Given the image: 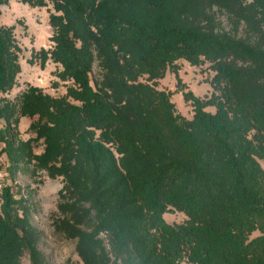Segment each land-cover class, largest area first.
Masks as SVG:
<instances>
[{
	"label": "trees",
	"instance_id": "obj_1",
	"mask_svg": "<svg viewBox=\"0 0 264 264\" xmlns=\"http://www.w3.org/2000/svg\"><path fill=\"white\" fill-rule=\"evenodd\" d=\"M19 1L53 6L54 46L30 63L53 62L72 84L61 98L30 86L9 101L21 50L14 28L1 26L0 143L13 169L33 163L63 179L55 225L76 240L82 264H264V0ZM216 9L233 33L218 29ZM181 59L209 63L219 92H184L190 121L156 88L167 71L178 78ZM19 117L32 120L26 142L12 129ZM0 201V264H21L25 251L48 264L24 200L5 186ZM173 210L188 220L166 224Z\"/></svg>",
	"mask_w": 264,
	"mask_h": 264
},
{
	"label": "rangeland",
	"instance_id": "obj_2",
	"mask_svg": "<svg viewBox=\"0 0 264 264\" xmlns=\"http://www.w3.org/2000/svg\"><path fill=\"white\" fill-rule=\"evenodd\" d=\"M251 1L247 0V3ZM1 11L0 27L14 28V36L21 50L19 53L21 72L16 78L15 86L5 97L18 104L21 94L30 86L41 88L44 93L55 98L65 96L67 87L72 83L59 79L58 74L61 70L59 65L48 62L47 66L41 69L39 61L35 60L33 64L30 63L33 54L41 49H52L54 46L51 41L53 29L49 23V16L54 12L53 6L32 7L19 0H10L7 5L1 7ZM215 13L218 29L233 33L235 25L230 22L228 14L218 9ZM244 30V25L239 24V37H245ZM177 65L179 67L178 78L175 73L167 71L165 77L157 81L156 88L172 93L171 101L175 104L176 114L190 121L193 119L194 112L191 103L185 102L184 92H191L202 100L210 99L213 94L218 95L219 92L215 91L211 85L215 72L210 69L209 63L192 66L188 61L181 59ZM102 75L98 62H96L92 71L93 83H99ZM140 80L143 83L147 82L146 77ZM215 110L214 107L207 108V111L213 113ZM31 123V119L19 117L18 125L15 127L13 124L12 129L16 130L19 141L26 142L35 137V134L29 130ZM5 127V121L0 120V130ZM4 147L5 145L0 143V172L4 175L5 186H10L15 198L24 200V205L30 211L31 224L38 231V249L44 254L48 264H82L77 254L76 240L67 238L56 229L55 225V221L61 217L58 205L63 179L61 177L51 179L45 171L36 170L33 163L20 162L16 169H13L7 154L3 151ZM43 149L42 142L33 144L35 154L42 153ZM260 163L264 168V161ZM163 220L166 224L176 226L185 223L188 217L183 212L173 210L165 213ZM260 235V232L256 231L251 239ZM21 264H31L28 251L24 252ZM180 264L190 263L184 259Z\"/></svg>",
	"mask_w": 264,
	"mask_h": 264
},
{
	"label": "built area",
	"instance_id": "obj_3",
	"mask_svg": "<svg viewBox=\"0 0 264 264\" xmlns=\"http://www.w3.org/2000/svg\"><path fill=\"white\" fill-rule=\"evenodd\" d=\"M4 187H5L4 175L0 172V194L2 193Z\"/></svg>",
	"mask_w": 264,
	"mask_h": 264
}]
</instances>
